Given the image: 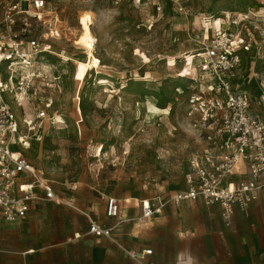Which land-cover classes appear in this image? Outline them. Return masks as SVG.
Masks as SVG:
<instances>
[{
    "label": "rangeland",
    "instance_id": "rangeland-1",
    "mask_svg": "<svg viewBox=\"0 0 264 264\" xmlns=\"http://www.w3.org/2000/svg\"><path fill=\"white\" fill-rule=\"evenodd\" d=\"M49 1L62 32L50 42L65 59L50 55L61 80L41 89L64 123L47 124L26 155L64 195L93 186L105 199L172 196L184 187L186 159L198 144L185 116L196 86L185 57L200 48L202 20L239 16L252 44L242 52L243 71L260 82L264 0ZM86 29L98 35L92 57L75 44ZM244 86L256 92L254 83Z\"/></svg>",
    "mask_w": 264,
    "mask_h": 264
},
{
    "label": "built area",
    "instance_id": "built-area-1",
    "mask_svg": "<svg viewBox=\"0 0 264 264\" xmlns=\"http://www.w3.org/2000/svg\"><path fill=\"white\" fill-rule=\"evenodd\" d=\"M55 12L49 0H0V222L25 218L35 201L62 202L53 182L18 150L31 147L45 121H55L49 113L53 97L41 89L61 80L50 56L64 58L50 42L61 32ZM204 17L202 35H196L200 48L185 57L196 83L185 116L199 147L187 159L186 188L172 200L219 204L229 220L236 209L246 212L264 191V115L254 111L250 91L236 83L242 51L252 46L242 34V20L229 13L212 24L214 15ZM260 85L258 104L264 111V77ZM236 174L239 180L229 179ZM157 200L158 204L141 200L142 218L161 211V198ZM119 214L118 200L109 198L108 215ZM88 218L90 233L110 238L138 264H154L147 259L152 249L126 248L114 237L112 227Z\"/></svg>",
    "mask_w": 264,
    "mask_h": 264
},
{
    "label": "crops",
    "instance_id": "crops-1",
    "mask_svg": "<svg viewBox=\"0 0 264 264\" xmlns=\"http://www.w3.org/2000/svg\"><path fill=\"white\" fill-rule=\"evenodd\" d=\"M239 82L246 88L255 84L256 92H250L252 107L264 115L258 104L262 90L259 78L245 73L242 67L237 85ZM49 113L55 121H45L30 148H18L28 159L26 152L44 137L47 124L64 123L62 117L55 115L54 97ZM198 147L199 144L189 155ZM187 159L181 190L186 188ZM239 178L236 174L229 179ZM53 186L62 202L35 201L25 218L0 222V264H138L110 238L90 233L88 216L112 227L114 237L124 247L137 251L152 249L147 259L154 264H264V191L246 212L236 209L227 220L219 204L207 205L201 199L175 202L174 194L110 195L105 199L103 192L93 186H71L68 195L54 183ZM84 189L92 195H80ZM109 198L118 200V217L108 215ZM157 198H161V211L149 219L142 218L141 200L150 199L158 204Z\"/></svg>",
    "mask_w": 264,
    "mask_h": 264
},
{
    "label": "bare ground",
    "instance_id": "bare-ground-1",
    "mask_svg": "<svg viewBox=\"0 0 264 264\" xmlns=\"http://www.w3.org/2000/svg\"><path fill=\"white\" fill-rule=\"evenodd\" d=\"M98 36V35H97ZM90 29H86L78 35L75 44L84 50L88 57H92L96 49L98 37Z\"/></svg>",
    "mask_w": 264,
    "mask_h": 264
}]
</instances>
